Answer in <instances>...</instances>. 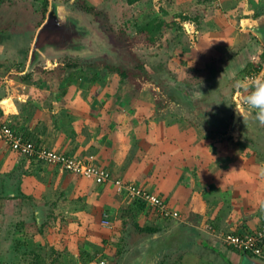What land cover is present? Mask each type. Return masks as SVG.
<instances>
[{
    "label": "crops",
    "instance_id": "0c3cea01",
    "mask_svg": "<svg viewBox=\"0 0 264 264\" xmlns=\"http://www.w3.org/2000/svg\"><path fill=\"white\" fill-rule=\"evenodd\" d=\"M205 1L211 4L200 11L199 24L204 21L202 29L205 30L200 44L205 46V51L199 55V65H184L183 91L187 97L203 95L205 100L219 97V102L210 106L214 110L203 107L206 116L195 115L196 119L192 117L186 123L176 121L180 117L160 120L155 117L158 112L155 103L143 101L139 107L146 108L148 114L128 116L129 108H123L122 97L107 96L109 87L106 85L84 82L83 77L80 81L64 80L68 71L65 73L55 67L49 72H55L59 80L53 82L48 70L41 73L32 68L31 62L36 61L31 55V40H27V46L21 44L26 39L18 34L19 25L24 27L30 22L13 15L7 18L3 15L0 20L2 26L19 31L0 34V113L27 137L40 139L45 146L61 152L84 158L91 156L95 164L108 168L115 178L164 197L180 216L161 219L151 226L180 233L183 245L188 242L190 251L200 255L204 264H264V257L236 250L223 240L227 233L247 235L255 232L264 222V125L244 103L251 92L246 78L249 67L264 57V44L252 31L255 27L264 31V0ZM177 2L181 1H172L175 6L171 8L168 5L171 2L166 3L168 20H171V13H175ZM194 5L181 10L189 12ZM9 22L13 25H8ZM181 24L183 29L185 26L184 33L191 34L189 25ZM226 28L231 31H220ZM217 35L222 37L224 49L213 52L212 43L218 46ZM216 46L214 48H218ZM36 49L42 52L44 47ZM52 51L51 54L63 53L64 47L53 46ZM191 51L194 52L193 47ZM46 52L47 46L42 54L49 53ZM98 93L101 96H96ZM108 101L111 104L105 107ZM238 110L241 111L238 115L241 116L240 125L234 128ZM76 111L79 123L73 120ZM142 123L144 129L140 127ZM5 145L0 140V174L10 176L16 170L18 156ZM46 166L40 175L52 174L51 177L57 179L63 171L57 165ZM17 177L14 174L11 180ZM65 177L70 184L73 182L74 176ZM1 183L2 188L12 187L9 181L0 180V186ZM89 183L86 184L87 194L97 193L95 200L101 199V206L109 210L105 211L109 221L106 227L122 218L119 215L124 209L139 212L141 217L153 213L146 204L141 209L129 195L119 193L111 182L98 184L92 180ZM22 188L23 183H20L25 194ZM2 199L5 213L16 217L22 207L18 203L21 198ZM34 205L45 215L47 207L44 209L39 203ZM109 232L110 235L112 232Z\"/></svg>",
    "mask_w": 264,
    "mask_h": 264
},
{
    "label": "rangeland",
    "instance_id": "374dc122",
    "mask_svg": "<svg viewBox=\"0 0 264 264\" xmlns=\"http://www.w3.org/2000/svg\"><path fill=\"white\" fill-rule=\"evenodd\" d=\"M163 1L140 0L133 3L131 0H48L47 12L44 14L45 0H0V20L3 15L4 18L13 15L30 22L24 27L19 25L18 34L26 39L21 44L27 46V40H31V55L36 61L31 62L32 68L39 69L41 73L48 70L53 82H58V75L49 70L66 67L68 71L74 72V80L80 81L83 77L84 82L106 85L109 87L107 96L115 99L122 97L123 108H129L128 116L144 117L148 114L147 110L140 108L139 103L154 102L158 111L155 112L156 118L180 117L176 121L186 123L192 117L196 119L195 115L206 116L204 108L214 110L211 107L220 100L218 96L207 100L203 95L187 97L183 91L185 66L199 65V55L205 51V46L200 44L205 35L202 29L204 21L199 24V19L200 11L209 3L205 0H180L176 3L175 13H171V20H168L166 7H174L175 3L167 5V0ZM193 5L195 8L189 12L181 10ZM52 7L57 14L55 21L64 29H56V22H49V26L39 33ZM88 7L92 11L87 10ZM22 8L28 9V12L24 13ZM182 15L188 18L183 19ZM173 16L178 18L177 22L172 20ZM160 20L165 22L157 27L158 31L148 33L140 30L141 25L147 23L155 28ZM182 22L189 25L191 34L184 33L185 26L180 29ZM176 23L180 27H176ZM8 25L13 23L9 22ZM220 31L225 33L231 30L226 28ZM217 38L218 46L212 43L213 52H219L222 48L223 39L218 35ZM55 44L56 47L63 45L64 52L51 54ZM45 46L49 52L46 55L42 54ZM36 47H44V50L41 52ZM192 47L195 54L191 51ZM73 59L88 64L89 68L69 69L66 63ZM119 70L128 72V77H123ZM128 101L132 103L131 108ZM110 104L111 101L106 102L105 107ZM73 118L75 122H80L78 111ZM140 127L144 129L145 124L142 123ZM16 155L18 164L15 172L10 176L0 174L1 182L9 181L8 185L12 184L9 188H2L3 183L0 186V264H107L114 260L120 264L122 258L135 246L134 243L145 239L147 235H140L136 223L147 226L159 223L161 219H178L180 216L162 217L156 209L150 207L153 213H145L141 217L139 212L131 213L124 209L119 215L122 218H117L115 223L111 222L110 227H106L105 211L109 210L101 206V199L95 200L97 193L93 196L87 194L89 188L86 184L93 179L65 169L60 171L57 179L51 177L52 174L40 175L39 172L47 168L46 164L19 153ZM14 174L18 177L12 181ZM65 176H74L73 182L70 184ZM20 183H23L25 194L20 189ZM84 186L86 189H81ZM12 196L21 198L18 203L22 207L16 217L7 215L3 206L2 197ZM34 202L44 209L48 208L45 209V215L40 214ZM108 230L112 232L110 235ZM173 231L168 228V231L166 229L156 233L159 236L174 235V242L170 246L172 249L163 257L166 259L165 264H204L200 255L190 251L191 245L188 242L185 241L183 245L180 233ZM121 252L123 255H120Z\"/></svg>",
    "mask_w": 264,
    "mask_h": 264
},
{
    "label": "built area",
    "instance_id": "2783aa9c",
    "mask_svg": "<svg viewBox=\"0 0 264 264\" xmlns=\"http://www.w3.org/2000/svg\"><path fill=\"white\" fill-rule=\"evenodd\" d=\"M250 83V90L257 80H264V69L259 72H251L246 75ZM0 113V140L8 145L12 150L20 155L31 159H37L49 164H56L63 169L72 173L81 175L86 178L93 179L98 184H114L119 193L129 195L130 198L140 199L147 206L156 209L162 217H177L179 212L171 209L169 203L164 197L157 193H153L136 184L115 178L112 172L104 167L95 164L93 158H81L73 154L58 152L49 147L38 146L34 141L24 138L21 133L13 130L7 120ZM105 225H109V221L105 220ZM224 242L236 250L244 253H250L256 257H264V222L260 224L255 232L247 235H239L227 233L223 236Z\"/></svg>",
    "mask_w": 264,
    "mask_h": 264
},
{
    "label": "water",
    "instance_id": "95a60500",
    "mask_svg": "<svg viewBox=\"0 0 264 264\" xmlns=\"http://www.w3.org/2000/svg\"><path fill=\"white\" fill-rule=\"evenodd\" d=\"M57 21V14L52 7L49 14L47 21L42 25L40 28V32L44 31L48 26L49 22L55 23ZM59 23L56 22V25ZM59 26V25H58ZM56 29H64V27L59 26ZM66 30V29H65ZM252 31H254L260 41L264 44V31L263 29H259V27H255ZM56 46V45H54ZM241 112V111H240ZM237 113L236 118L234 120V128L240 125L241 116H238ZM165 235H156V233H150L145 235V239L141 240L138 243H134L130 251L127 253L126 257L120 261V264H160L161 260L163 259L164 255L171 251L170 246L171 243L174 242L173 238L174 235L171 234Z\"/></svg>",
    "mask_w": 264,
    "mask_h": 264
},
{
    "label": "trees",
    "instance_id": "16d2710c",
    "mask_svg": "<svg viewBox=\"0 0 264 264\" xmlns=\"http://www.w3.org/2000/svg\"><path fill=\"white\" fill-rule=\"evenodd\" d=\"M137 1H140V0H131V2H137ZM171 3H172V1H174V0H169ZM167 2H168V0H167ZM170 3V4H171ZM169 4V3H168ZM47 8H48V0H45V2H44V9H43V11H44V14H46V10H47ZM87 10H89V11H92V9H91V7H88L87 8ZM182 17H183V19H185V18H188V16H184V15H182ZM174 22H177V20H174V19H172ZM155 21V20H154ZM150 22H152V20L150 21ZM165 21L164 20H160L159 21V23H158V25H156L155 26V28H153L152 26H150L148 23L147 24H144V25H141V28H140V30L142 31V32H145V31H147L148 33H152V32H155V31H158V29H157V27L159 28V27H161L162 26V24L164 23ZM39 24V23H38ZM178 26H176V27H180L179 26V23H176ZM180 25H181V27H180V29L182 28V24L180 23ZM179 29V28H178ZM16 31V29H13L12 27H7V26H1L0 25V33H6V34H9L10 32L9 31ZM16 32H18V31H16ZM66 65L68 66V68L69 69H80V70H85V69H88L89 68V65L87 64H84V63H82L81 61H79V60H72V61H69L68 63H66ZM66 68V67H65ZM62 68V71L63 72H67L68 71V69L66 68ZM142 68H143V66H142ZM250 69H249V71H250V73L251 72H253V71H255V72H259L260 70H263L264 69V57L263 58H261V60L260 61H257V62H255V63H253V64H251V66L249 67ZM120 72H121V74L123 75V77H128V72H126V71H121V70H119ZM69 78H74V74H71V71L69 70L68 72H67V74L64 76V80H66V79H69ZM4 117V116H3ZM5 120H6V118H4ZM10 124V126H11V128L13 129V130H15V131H17V132H19L18 130H17V128H16V124L15 123H12V122H10L9 123ZM19 133H21V132H19ZM22 134V136L24 137V138H27V139H29V140H31V141H34L38 146H44V147H48V145H46L45 146V144H43L42 142H41V140L40 139H36V140H34V139H32L31 137H27V135L26 134H24V133H21ZM50 149H54V148H51V147H49ZM54 150H56V151H58V152H61V151H59V149H54ZM63 153H66V152H63ZM66 154H71V153H66ZM31 159V158H30ZM31 160H34V159H31ZM41 163H44V164H46V165H56V164H49V163H47V162H44V161H40ZM57 166H59V165H57ZM45 167V166H44ZM60 167V166H59ZM41 169V168H40ZM42 169H43V167H42ZM97 183V182H96ZM137 203H138V206H140V208L142 209L143 207H144V204H146L145 202H143V201H141L140 199L138 200V199H136L135 200ZM135 227H136V229H137V231H139V233H140V235L141 234H150V233H157V232H161L162 231V229L161 228H159V227H157V226H151V225H147V226H140V224H138V223H136V225H135ZM123 252V251H122ZM120 253V255H123V253ZM250 254V253H249ZM252 255V254H251ZM167 257H168V255H166ZM256 257V256H255ZM118 262L119 261H117V260H114L113 262H110V263H107V264H118ZM166 263V259H163L162 260V262H161V264H165Z\"/></svg>",
    "mask_w": 264,
    "mask_h": 264
},
{
    "label": "clouds",
    "instance_id": "9594fccd",
    "mask_svg": "<svg viewBox=\"0 0 264 264\" xmlns=\"http://www.w3.org/2000/svg\"><path fill=\"white\" fill-rule=\"evenodd\" d=\"M60 22V21H59ZM246 87L245 85H240ZM244 103L255 112V119L264 125V80H257L252 86V91L244 98ZM238 114H241L238 110Z\"/></svg>",
    "mask_w": 264,
    "mask_h": 264
}]
</instances>
